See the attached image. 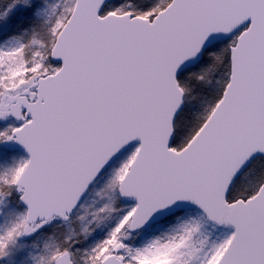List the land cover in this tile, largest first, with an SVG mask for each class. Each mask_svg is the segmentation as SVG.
I'll return each mask as SVG.
<instances>
[{
  "label": "snow or ice",
  "instance_id": "1",
  "mask_svg": "<svg viewBox=\"0 0 264 264\" xmlns=\"http://www.w3.org/2000/svg\"><path fill=\"white\" fill-rule=\"evenodd\" d=\"M0 264H264V0H0Z\"/></svg>",
  "mask_w": 264,
  "mask_h": 264
}]
</instances>
